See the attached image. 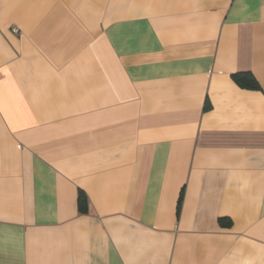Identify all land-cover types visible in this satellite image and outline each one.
Instances as JSON below:
<instances>
[{"label":"crops","instance_id":"crops-1","mask_svg":"<svg viewBox=\"0 0 264 264\" xmlns=\"http://www.w3.org/2000/svg\"><path fill=\"white\" fill-rule=\"evenodd\" d=\"M0 264H264V0H0Z\"/></svg>","mask_w":264,"mask_h":264},{"label":"trees","instance_id":"trees-1","mask_svg":"<svg viewBox=\"0 0 264 264\" xmlns=\"http://www.w3.org/2000/svg\"><path fill=\"white\" fill-rule=\"evenodd\" d=\"M238 86L246 89H258L254 77L250 73H238L232 76ZM78 206L80 210H84L86 206V198L80 194L78 198Z\"/></svg>","mask_w":264,"mask_h":264}]
</instances>
